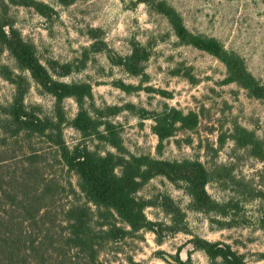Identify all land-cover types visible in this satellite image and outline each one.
Returning <instances> with one entry per match:
<instances>
[{
	"label": "rangeland",
	"instance_id": "374dc122",
	"mask_svg": "<svg viewBox=\"0 0 264 264\" xmlns=\"http://www.w3.org/2000/svg\"><path fill=\"white\" fill-rule=\"evenodd\" d=\"M56 9L48 18L28 6L10 4V16L23 37L33 41L44 63L48 59L61 62L84 57V48L94 42L90 28H100L97 39H104L116 53L127 55L132 41H140L151 49L146 75L134 76L114 65L103 51H91L87 65L80 71L60 77L64 81H88L93 86L90 107L120 106L115 115L107 116L119 126L123 145L130 154L182 160L199 159L211 173L207 185L220 202L238 203L228 215L204 213L189 207L190 196L180 184L163 175L151 179L139 195L159 202L161 195L172 197L185 213L186 231H173L176 217L158 204L146 208L147 216L161 221L162 240L151 230L142 229L122 240L107 244L100 258L108 264H218L196 249L190 242L194 236L229 243L245 255L249 264H264V160L243 144L245 128L255 133L264 144V101L251 97L235 82H227L225 64L212 54L183 44L174 34L168 19L143 0H41ZM183 16L194 33L215 37L224 46L241 55L248 68L264 82V0H165ZM1 11V0H0ZM1 60L16 65L8 51ZM180 73H176L177 69ZM118 80L136 88L128 91L116 85ZM14 85L0 76V102L11 100ZM39 104L43 112H53L55 99L33 84L26 98ZM128 104H134L132 108ZM174 106L199 114L193 130L180 129L160 142L153 131L155 111ZM66 114L75 117L79 106L74 98L64 101ZM70 146L86 144L91 150L105 154L116 149L95 136L83 137L71 126L64 128ZM26 146V143H24ZM49 145L38 141L49 160L48 176L61 184L77 178L55 160ZM19 148V147H17ZM12 152V151H10ZM68 198L63 199L67 201Z\"/></svg>",
	"mask_w": 264,
	"mask_h": 264
},
{
	"label": "trees",
	"instance_id": "16d2710c",
	"mask_svg": "<svg viewBox=\"0 0 264 264\" xmlns=\"http://www.w3.org/2000/svg\"><path fill=\"white\" fill-rule=\"evenodd\" d=\"M9 1L13 5L32 7L48 18L57 13L53 6L41 0ZM60 1L67 5L75 0ZM143 1L168 19L181 43L221 60L227 69L225 81L237 83L251 97L264 101V82L248 68L241 55L228 50L215 37L192 32L180 12L167 1ZM9 10L8 2L1 0L0 76L14 85V92L11 100L0 102V264H108L100 254L111 242L142 229L153 231L162 240L166 226L146 214L148 206L158 203L176 217L178 226L173 231H186L182 225L185 213L172 197L165 194L159 202H151L139 195L158 175L182 185L190 196L192 210L227 216L231 207L237 206L232 200L220 202L211 195L207 187L211 173L199 159L170 160L145 153H127L119 126L107 117L117 114L122 107H98L92 103L91 111L86 104L94 98L92 84L60 78L84 68L91 51L105 52L114 65L131 75H146L152 52L148 45L132 41L131 53L121 55L104 39H97L100 28H90L89 33L95 40L84 48L82 59L66 62L48 59L44 63L36 44L25 39L15 26ZM4 51L9 52L16 65L1 60ZM33 84L54 97L53 112L45 113L41 105L27 103ZM116 85L128 91L136 88L122 80ZM67 98H74L79 106L73 118L65 111ZM152 118L153 131L161 143L178 130H193L199 123L197 112L168 105L162 111H155ZM66 125L81 132L83 137L95 136L105 141L116 152L97 153L82 143L70 146L64 136ZM240 131L245 134L242 143L264 160V144L255 133L245 128ZM41 140L49 145L55 160L76 176L75 185L71 181L61 184L56 177L48 176L46 169L51 164L45 151L36 147ZM64 197L68 200L63 201ZM190 242L214 263L249 264L245 255L229 243L200 236H194ZM176 258L179 263L187 264L179 255ZM129 264L140 263L130 259Z\"/></svg>",
	"mask_w": 264,
	"mask_h": 264
}]
</instances>
